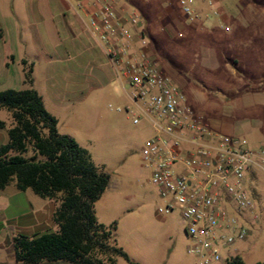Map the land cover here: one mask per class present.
Here are the masks:
<instances>
[{
	"label": "rangeland",
	"instance_id": "374dc122",
	"mask_svg": "<svg viewBox=\"0 0 264 264\" xmlns=\"http://www.w3.org/2000/svg\"><path fill=\"white\" fill-rule=\"evenodd\" d=\"M46 1L47 7L38 11L31 3L39 0H0V9L12 13L4 23L12 35L3 47L17 59L32 63V87L57 119L58 131L87 149L93 162L109 175V184L94 205L97 221L116 223V244L132 261L197 264L186 252L188 239L178 208L162 216L156 213L166 199L151 183L150 171L140 159L151 127L143 118L137 124L132 122L138 113L123 84L66 0ZM120 2L139 13L137 29L147 42L151 61L180 88L194 117L211 132L238 137L248 148L259 151L264 144V105L250 106L243 95L264 91L257 81L264 76V63L238 56L241 63L233 73L223 66L226 44L222 36L229 32L264 33V0H226L229 21H222L218 11H210L195 27L181 15L178 0ZM212 50L216 66L211 65ZM12 68L22 75L28 69L19 61ZM28 86L24 79L0 87ZM0 119L6 125L12 123L5 109L0 110ZM259 164L250 165L245 173V189L258 219L249 226L245 240L221 247L223 261L234 255L245 264L264 261V162ZM0 259L9 261L10 257L3 252ZM116 264L127 262L117 258Z\"/></svg>",
	"mask_w": 264,
	"mask_h": 264
},
{
	"label": "built area",
	"instance_id": "2783aa9c",
	"mask_svg": "<svg viewBox=\"0 0 264 264\" xmlns=\"http://www.w3.org/2000/svg\"><path fill=\"white\" fill-rule=\"evenodd\" d=\"M178 4L191 21L198 18L192 0ZM76 6L137 110L132 122L143 118L152 129L140 159L166 199L156 213L162 216L177 207L185 223L186 252L197 264H223L221 247L245 240L258 219L245 173L264 162V147L255 152L245 140L213 133L194 117L180 88L151 61L147 42L136 30L137 11L118 10L113 0H76Z\"/></svg>",
	"mask_w": 264,
	"mask_h": 264
},
{
	"label": "trees",
	"instance_id": "16d2710c",
	"mask_svg": "<svg viewBox=\"0 0 264 264\" xmlns=\"http://www.w3.org/2000/svg\"><path fill=\"white\" fill-rule=\"evenodd\" d=\"M31 73L29 65L27 88L0 90V109L12 119L7 141L0 145V190L14 182L20 191L29 189L42 199L57 201L53 213L57 230L12 236L15 264H116L117 258L139 264L116 244V223L97 221L94 205L107 188L109 175L87 149L58 131L57 119L32 87ZM5 125L0 120V129ZM223 264L245 263L234 255Z\"/></svg>",
	"mask_w": 264,
	"mask_h": 264
},
{
	"label": "crops",
	"instance_id": "0c3cea01",
	"mask_svg": "<svg viewBox=\"0 0 264 264\" xmlns=\"http://www.w3.org/2000/svg\"><path fill=\"white\" fill-rule=\"evenodd\" d=\"M66 2L90 35L87 28V16L82 10H79L77 8L76 0H66ZM113 2L118 10L126 9L130 11L128 6L125 5V3H121L120 0H113ZM225 2L226 0H213V4L210 5L208 3V0H193L192 7L198 14V18L194 21H191L188 18L190 26L195 27L202 17L208 16V13L210 11L216 14L218 11L222 21H229V15L227 14V11L225 9ZM47 5L48 4L46 0H39V2H36V4L31 3V6L37 8L38 11H43V8L47 7ZM178 8L181 15L188 17L182 12L179 4ZM167 11L170 12V8H167ZM11 14L12 13L10 9L5 12L4 8L0 9V26L2 25V27H0V86H6V84L9 85L12 81L17 80L18 82H24L25 73L22 75L19 70L17 71L16 69L14 70L12 68V66L17 61L22 64V61L25 60L26 63L22 64L23 66H26L27 68L29 67V65L32 66V63H29L26 58L17 59L12 51L3 47L7 39L12 35L9 26L4 25L5 20L8 21V18ZM176 22H178V20H176ZM136 30L139 31L138 29ZM222 40L226 44V52L224 51L222 53L223 66L227 69L232 70L233 73H235L234 70L238 69L239 64L241 63V60L238 56H244V59H249V62H258L259 60V64L261 63V61L262 64L264 63L263 32H229L228 34H224L222 36ZM99 47L101 48L100 45ZM209 56L211 58V65L216 66L218 64V60L216 59L213 50L209 53ZM245 56L250 58H246ZM256 56L259 57L256 58ZM257 81H259V86H263L264 76L257 78ZM4 89L8 88L0 87V90ZM235 93H237V91H235ZM243 99L250 106L254 103L264 105V91H257L252 93L248 91L243 95ZM258 124L259 126H262L261 123ZM8 127L9 125H5L4 128L0 129V145L7 141L6 129ZM262 144L260 143V146ZM262 147H264V144L262 145ZM57 206V201L42 199L35 195L29 189L25 191L18 190L15 187L14 182H11L3 190H0V253L7 252L8 256L10 257L9 261H2V259H0V264H15L11 242L12 236L16 234L36 236L46 232L57 230V225L53 221V213Z\"/></svg>",
	"mask_w": 264,
	"mask_h": 264
}]
</instances>
